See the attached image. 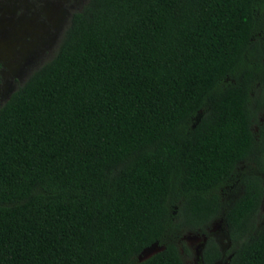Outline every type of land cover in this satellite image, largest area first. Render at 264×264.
<instances>
[{
    "label": "trees",
    "instance_id": "obj_1",
    "mask_svg": "<svg viewBox=\"0 0 264 264\" xmlns=\"http://www.w3.org/2000/svg\"><path fill=\"white\" fill-rule=\"evenodd\" d=\"M263 200L264 0H88L0 105V264H264Z\"/></svg>",
    "mask_w": 264,
    "mask_h": 264
},
{
    "label": "rangeland",
    "instance_id": "obj_2",
    "mask_svg": "<svg viewBox=\"0 0 264 264\" xmlns=\"http://www.w3.org/2000/svg\"><path fill=\"white\" fill-rule=\"evenodd\" d=\"M88 0H0V105L37 68L51 59L73 12L78 11ZM198 119V118H197ZM243 168V167H240ZM239 181L224 189L222 197L230 205L241 193ZM264 224V200L262 205ZM223 251L228 250L230 241L221 215L206 227ZM204 233L185 229L180 232L181 242L190 250L183 254L186 264H204L201 252L206 240ZM163 247L153 244L139 255L143 260ZM229 255L215 264H227Z\"/></svg>",
    "mask_w": 264,
    "mask_h": 264
},
{
    "label": "flooded vegetation",
    "instance_id": "obj_3",
    "mask_svg": "<svg viewBox=\"0 0 264 264\" xmlns=\"http://www.w3.org/2000/svg\"><path fill=\"white\" fill-rule=\"evenodd\" d=\"M201 253H202V252H201ZM201 258H202V257H201ZM202 261H203V260H202ZM217 262H218V261H217ZM217 262H215V263H217ZM215 263H214V264H215Z\"/></svg>",
    "mask_w": 264,
    "mask_h": 264
}]
</instances>
